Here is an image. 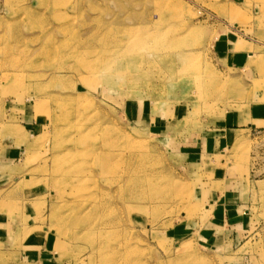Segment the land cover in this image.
Listing matches in <instances>:
<instances>
[{"label":"rangeland","instance_id":"374dc122","mask_svg":"<svg viewBox=\"0 0 264 264\" xmlns=\"http://www.w3.org/2000/svg\"><path fill=\"white\" fill-rule=\"evenodd\" d=\"M77 258L264 264V0H0V264Z\"/></svg>","mask_w":264,"mask_h":264},{"label":"bare ground","instance_id":"6f19581e","mask_svg":"<svg viewBox=\"0 0 264 264\" xmlns=\"http://www.w3.org/2000/svg\"><path fill=\"white\" fill-rule=\"evenodd\" d=\"M154 31L156 32V29L153 30V33H154L153 35L156 38H162L163 37V35H161L160 33L156 34ZM135 43H136L135 46H134L135 49L134 48L132 49V53L135 52L136 50H140V48L143 49L145 47V43L141 40V38L137 39L135 41ZM122 50H123V47H121V50L119 52H121ZM119 52H117V53H119ZM125 53H126L124 55L125 57H123L120 54L121 55L120 58L117 57V59H110L108 61V63L106 64V67L103 70V71H105V74H102L103 84L106 87L111 88V89H114L115 87H118L121 90L120 85L125 84L127 82L131 83L134 80L135 81L139 80V75L137 73L129 74V72H128L129 69L134 72L133 69L135 67H134V62H132V60L129 58V50H126ZM111 55L116 57V52H112ZM89 74H91V75H93V74L99 75L100 72H93V73H89ZM84 80L85 79H83V81L81 80L83 82V84H84L83 86L87 85L86 81H84ZM122 82H124V83H122ZM68 116L70 118V114ZM104 138H105L106 145H108V147L113 145V142H112L113 141V137L111 135L105 134ZM92 142L94 143V141H92ZM90 143H89V146L91 145ZM85 146H86V144H84V140L82 138L79 151H85ZM87 149H89V148H87ZM90 149L92 150V155L96 156V160H98V164L99 165H103L105 162H107L109 160H112V152L111 151L108 154L105 153V152H102V149L98 145L96 146L95 144H93V147L90 148ZM20 182L21 181L19 179V181L17 182V185ZM64 185H68V183L65 182ZM92 218H93V215L90 216L89 220H91ZM81 221L86 222L84 219H82ZM69 223L70 222L67 219L62 221V225L58 224V229L59 228L60 229L57 232L62 233L63 235H65V237H67L68 239H71L69 237L70 235L68 233V230L66 229V225L69 224ZM95 228H96V226L94 225V223H91L90 224V236L92 234L94 235L93 232H95ZM87 231L88 230H86L85 232H79V234H87L88 235ZM108 232H110V231H106V234L104 232V234L107 237H108V234H109ZM38 234H40L39 231H38ZM46 234H49V232L46 233ZM46 234H45V236H46ZM111 238H113V237L111 236ZM90 240H94V238H90ZM111 240H113V239H111ZM54 245L56 246V248L58 249V252H59L58 254L57 253L55 254L56 257L57 256L58 257L63 256L67 252H69L68 246L65 245L63 242H61V239H60V242L56 241L54 243ZM90 247L92 248L91 251H90V256H89L91 258L94 257V254H96L97 251L100 252V250H101V246H99L97 243H94V242L91 243ZM126 250H127V247L124 248V251H126ZM77 262H78V264L79 263L81 264V262L83 263V261H81V259H79V258H77Z\"/></svg>","mask_w":264,"mask_h":264},{"label":"crops","instance_id":"0c3cea01","mask_svg":"<svg viewBox=\"0 0 264 264\" xmlns=\"http://www.w3.org/2000/svg\"><path fill=\"white\" fill-rule=\"evenodd\" d=\"M250 54H251V53H250ZM7 152H8L9 155L11 156V157H9V161H8V163L14 161L15 158H16L17 156H19V154H21V151H20L19 149H17L16 146H14V147H12V146L8 147V148H7ZM210 204L214 205V207L216 206V202H214V201H211ZM214 207H213V210H212V214H214V212H215V208H214ZM238 207H239V206H238ZM238 209H240V208H238ZM247 212H248V210H246V213H245L246 216H248V215H247Z\"/></svg>","mask_w":264,"mask_h":264}]
</instances>
